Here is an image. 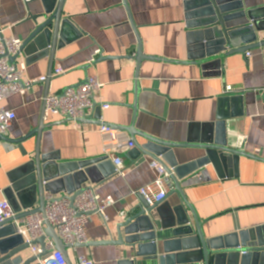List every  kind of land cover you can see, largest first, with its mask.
Wrapping results in <instances>:
<instances>
[{
    "label": "crops",
    "instance_id": "crops-1",
    "mask_svg": "<svg viewBox=\"0 0 264 264\" xmlns=\"http://www.w3.org/2000/svg\"><path fill=\"white\" fill-rule=\"evenodd\" d=\"M240 1L245 9H256L260 18H264V0ZM184 2L64 0L63 17L73 22L76 29L64 46L56 50L51 64L48 56L36 59V55L28 56L23 51L17 56L16 64L26 65L23 83L47 77L50 68L52 75L49 82L37 81L25 93H16L1 101L3 108L15 113L6 138L26 137L38 127L46 95L61 93L91 76L102 86L95 92L98 106L90 118L77 124L60 117L45 120L50 127L41 134V151L54 153L60 162L103 156V136L99 132L102 123L134 128L158 139L182 143L200 138L203 125L215 123L219 115L228 116L224 126L227 145L236 146L238 136H244L242 146L236 149L247 155H240L237 165L231 160L221 173L212 163H207L180 180V184L202 222L206 237L264 226V46L251 49L248 56L247 52H221L212 59L221 58L222 64L226 63L222 75L204 76L199 62L189 58L194 55L190 54L187 42L191 29ZM48 5L51 13L54 12L56 2ZM46 7L44 0L27 3L0 0V29L5 36L24 42L35 29L33 18L44 15ZM261 25L264 28V22ZM137 32L144 54L158 59L138 63ZM258 35L259 40L264 39V30ZM197 53L194 52L195 56ZM57 68L63 73L53 76ZM214 71L211 69L208 74ZM225 85L235 86L237 91L226 93ZM234 97L238 99L233 100ZM222 98L227 100L220 102ZM103 103L109 107L102 108ZM123 132L136 143H147L142 135ZM36 144L35 134L27 138L23 142L24 154L19 143L0 141V199L6 197L4 192L18 169L34 156ZM132 150L122 155L128 168L125 175L114 173L108 163L92 170L93 180L97 182L89 179L83 185L84 189L93 188L101 197L115 199V204L106 208L105 218L97 213L91 215L85 225L86 244L117 240V225L143 197L138 190L158 175L150 165V156ZM204 155L205 151L196 147L174 149L179 164ZM190 170L185 168L183 175ZM105 174L108 176L104 177ZM62 195L65 194L58 196ZM181 202V195L172 183L164 203L174 207ZM121 212L125 213L124 217ZM49 240L47 237L46 242ZM191 243H195L194 239ZM162 247L159 242L160 254ZM68 254L73 264L78 255L90 257L95 264H126L134 258L123 246L112 243L69 247ZM184 258L191 259V256ZM254 264H264V261L256 260Z\"/></svg>",
    "mask_w": 264,
    "mask_h": 264
},
{
    "label": "water",
    "instance_id": "water-1",
    "mask_svg": "<svg viewBox=\"0 0 264 264\" xmlns=\"http://www.w3.org/2000/svg\"><path fill=\"white\" fill-rule=\"evenodd\" d=\"M54 1L56 7L51 13L48 4ZM44 2L48 7L45 8L44 15L33 18L35 29L24 41L21 51L28 56L36 55V59L48 56L51 64L56 50L64 46L76 27L73 22L63 17L64 0H44ZM184 6L187 24L191 29L187 34V42L190 54L194 55L189 58L191 61L199 62L204 76L221 75L222 59H212L221 52L246 53L253 48L264 46V39L259 40L258 35L264 30L261 25L264 18H260L256 9H245L240 0H185ZM130 18L133 23L131 14ZM137 41L138 63L144 59H158L144 54L143 42L138 32ZM194 52H198L196 56ZM15 60L16 56L10 58L11 63ZM211 69L215 71L208 74ZM51 75L50 68L47 82L51 80ZM222 99L220 102L227 100V98ZM235 99L238 98L234 97L233 100ZM44 111L45 102L40 124L26 137L10 140L6 136H0L1 141L19 143L24 154L23 142L34 134L37 137L34 156L18 169L17 176L11 178V184L4 192L15 216L0 222V264H42L43 259L49 254L45 249L47 237L53 240L55 248L63 253L67 264H73L68 254L69 246L63 243L48 220L44 222L45 236L31 243H28L24 235L18 232L21 220L35 213L45 212L47 193L56 198L64 193L74 200L85 190L83 185L87 180L98 181L93 180L92 177L94 168L97 170L110 163L115 173V166L106 156L80 162H60L59 157L54 153H43L40 147L41 134L50 127L45 123ZM227 117L219 115L215 123L203 125L204 132L200 138L189 139L182 143L158 139L134 128L113 126L122 131L126 130L133 136L139 134L147 139L146 144L137 142L132 152L137 151L157 160L168 174L169 185L173 183L176 191L181 195L182 202L174 207L165 204V200L151 205L142 197L141 201L130 210L128 216L117 225V240L93 241L89 244H78L77 247L110 243L123 246L125 252H130L134 257L132 260H127L126 264H187L188 262L254 264L256 260L264 261V226L208 238L203 232L202 222L198 219L180 184V180L207 163H212L221 173V169L231 160L237 165L238 157L247 155L246 152L227 145L224 127ZM187 147L200 148L205 151V155L186 164H179L174 157V149ZM185 168L191 170L183 175ZM107 176L105 174L104 177ZM31 196H33L32 201H30ZM164 206L167 207L166 210L163 209ZM192 239L195 243H191ZM159 242L163 244L161 254ZM35 244L41 246L42 253L31 252V245ZM194 255L197 257L192 258ZM186 256H191V259L184 258Z\"/></svg>",
    "mask_w": 264,
    "mask_h": 264
},
{
    "label": "built area",
    "instance_id": "built-area-1",
    "mask_svg": "<svg viewBox=\"0 0 264 264\" xmlns=\"http://www.w3.org/2000/svg\"><path fill=\"white\" fill-rule=\"evenodd\" d=\"M26 3L30 0H24ZM21 39L7 37L0 29V136H6L15 119V113L1 106V101L16 94L25 93L31 85L37 81H45L47 77L28 80L22 82V74L26 70V65L10 62L12 56L21 54L23 45ZM99 53V50L97 51ZM250 52H247V56ZM226 63L222 64L221 75L225 70ZM63 73L61 68H57L53 76ZM102 86L96 77H88L86 81L78 86L67 87L61 93H51L45 98L44 120L60 117L63 120L77 124L83 119L90 118L98 106L94 95ZM235 86L225 85V92H236ZM102 108H108V104H101ZM99 132L103 136V156H106L115 166V173L125 175L128 168L124 164L123 156L136 146V142L127 138L124 132L108 124H101ZM245 140L244 136H238V143L233 148L241 147ZM1 141V140H0ZM158 175L156 179L141 187L138 193L149 204L162 202L166 199L170 185L167 181L168 174L164 167L155 159L150 161ZM115 204L112 196L101 197L93 188H85L83 192L71 199L70 195H62L58 198L51 194L46 195L45 212H38L21 220L18 232L24 235L26 241L37 240L45 236V220L56 229L57 235L63 243L73 249L78 244H86L85 225L90 221L92 214H100L105 218L106 208ZM122 217L125 216L121 212ZM15 216V212L6 199H0V222ZM45 249L49 254L43 259L42 264H67L63 253L55 248L53 240L45 243ZM33 254L42 253L39 244L31 245ZM75 264H95L86 255H78Z\"/></svg>",
    "mask_w": 264,
    "mask_h": 264
}]
</instances>
